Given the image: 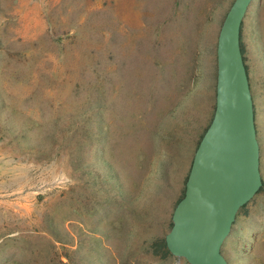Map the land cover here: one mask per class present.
<instances>
[{"label":"rangeland","instance_id":"rangeland-1","mask_svg":"<svg viewBox=\"0 0 264 264\" xmlns=\"http://www.w3.org/2000/svg\"><path fill=\"white\" fill-rule=\"evenodd\" d=\"M234 0H0V264H190L162 240L216 106ZM263 184L222 246L264 264V0L244 17Z\"/></svg>","mask_w":264,"mask_h":264},{"label":"water","instance_id":"water-1","mask_svg":"<svg viewBox=\"0 0 264 264\" xmlns=\"http://www.w3.org/2000/svg\"><path fill=\"white\" fill-rule=\"evenodd\" d=\"M253 0H234L217 41L216 106L194 153L185 192L165 235L190 264H230L222 251L239 210L263 184L250 77L241 46Z\"/></svg>","mask_w":264,"mask_h":264},{"label":"trees","instance_id":"trees-1","mask_svg":"<svg viewBox=\"0 0 264 264\" xmlns=\"http://www.w3.org/2000/svg\"><path fill=\"white\" fill-rule=\"evenodd\" d=\"M184 195V194H183ZM182 195V196H183ZM181 196V197H182ZM181 197H180V199H181ZM162 245H163V248H164V250L166 251V252H169V250H168V248H167V246H166V242H165V238L162 240Z\"/></svg>","mask_w":264,"mask_h":264}]
</instances>
